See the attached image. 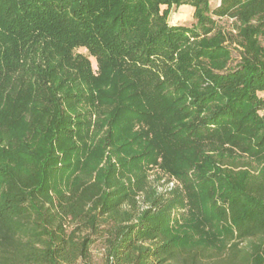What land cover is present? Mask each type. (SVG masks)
Returning a JSON list of instances; mask_svg holds the SVG:
<instances>
[{
	"label": "trees",
	"instance_id": "1",
	"mask_svg": "<svg viewBox=\"0 0 264 264\" xmlns=\"http://www.w3.org/2000/svg\"><path fill=\"white\" fill-rule=\"evenodd\" d=\"M183 2L0 0V264H92L96 242L104 264H264V184L216 170L183 192L147 176L159 164L185 179L221 149L203 115L218 90L263 102L264 0H220L192 54L186 27L166 23ZM224 43L241 53L230 71ZM192 207V234L230 223L228 254L178 244Z\"/></svg>",
	"mask_w": 264,
	"mask_h": 264
},
{
	"label": "rangeland",
	"instance_id": "2",
	"mask_svg": "<svg viewBox=\"0 0 264 264\" xmlns=\"http://www.w3.org/2000/svg\"><path fill=\"white\" fill-rule=\"evenodd\" d=\"M220 0H207V5L197 6L193 4V0H184L183 3L173 5L167 17V25H184L186 27V35L189 38L185 51L188 53H196L202 44V35L200 33L201 17L212 16V9L219 5ZM161 8H164L162 6ZM226 21V22H225ZM228 27L229 20H221ZM229 52V60L226 64L228 71L233 70L242 62L240 49L234 44L224 43ZM77 52L85 54L89 57L93 71H96V61L94 57L89 56L83 47L77 48ZM195 72L198 77L195 79L200 82L203 67L206 69L207 62L205 60H196ZM226 70V71H227ZM262 98V104L257 107L255 104L241 96V91L233 92L230 90H218L216 98L209 101V106L203 115L211 116L215 120L214 130L209 135L211 143L221 147L218 152L209 151L200 154L195 163L189 164V168L185 171L186 178H179L175 175L164 171L159 164L150 165L147 169V176H162V181H168L169 186L179 185L186 191V185L208 184L206 180L210 173L219 170L227 173L233 179H244L248 182H260L264 184V92H258ZM236 98V99H235ZM229 103L230 107L226 106ZM92 123L94 115L91 116ZM96 142V138L87 140V144ZM72 162L75 161L73 156ZM175 159L183 163L188 161L179 153L175 155ZM193 208V207H192ZM200 216V213L193 208V211L186 213L184 219L174 228V235L179 241V245L191 247L198 245H206L209 249L219 247L225 241L228 250H223L218 256L228 254L230 244H233V228L229 222L225 221H206L203 224V230L207 233L205 236L201 234L191 233V222ZM186 222H189L186 225ZM231 232L233 236H231ZM102 244L96 242L91 248L92 264H104V251ZM218 257V258H220Z\"/></svg>",
	"mask_w": 264,
	"mask_h": 264
}]
</instances>
